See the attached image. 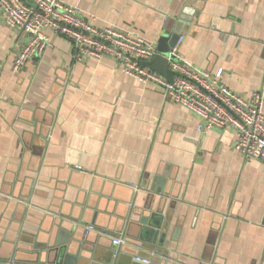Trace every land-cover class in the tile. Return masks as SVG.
<instances>
[{
  "label": "crops",
  "instance_id": "obj_1",
  "mask_svg": "<svg viewBox=\"0 0 264 264\" xmlns=\"http://www.w3.org/2000/svg\"><path fill=\"white\" fill-rule=\"evenodd\" d=\"M63 1L98 27L157 44L178 20L179 0ZM186 1L178 58L221 69L233 90L264 99V0ZM46 32L45 52L14 72L26 34L0 11V264L11 262L20 236L42 246L60 228L73 231L74 251L81 239L88 255L95 244V264L105 256L134 264L129 252L114 256L111 241L124 236L131 187L140 213L149 202L168 216L167 244L149 245L150 264H264V162L234 147V128L199 130L198 116L158 84L123 73L110 57L75 60L67 37Z\"/></svg>",
  "mask_w": 264,
  "mask_h": 264
},
{
  "label": "built area",
  "instance_id": "obj_2",
  "mask_svg": "<svg viewBox=\"0 0 264 264\" xmlns=\"http://www.w3.org/2000/svg\"><path fill=\"white\" fill-rule=\"evenodd\" d=\"M0 11L6 24L26 34L12 64L14 72L45 52L51 42L46 32L50 29L72 42L75 60L110 57L123 73L143 83L158 84L164 98L198 116L199 130L230 125L235 130L234 147L244 156L264 162L263 95L255 91L250 98L242 96L223 81L221 69L212 73L191 65L178 58L175 45L169 57L170 67L175 71L171 82L142 64L158 53L154 40L115 26L98 27L82 14L79 6L63 0H0ZM113 240L120 244L125 237Z\"/></svg>",
  "mask_w": 264,
  "mask_h": 264
},
{
  "label": "water",
  "instance_id": "obj_3",
  "mask_svg": "<svg viewBox=\"0 0 264 264\" xmlns=\"http://www.w3.org/2000/svg\"><path fill=\"white\" fill-rule=\"evenodd\" d=\"M189 5L190 4H188L186 0H179L177 2L174 11L171 14V19L178 18L174 32L170 35L169 32H164L158 40V53L151 60H144L142 62L143 65L148 66L162 74L171 82L174 80L175 71L170 67V56L168 53L176 45L179 39V33H181V31L178 29L179 25L182 23V21L189 20V16H186L189 11L191 12L192 7ZM131 188L133 189L132 198L127 202V205L130 209H128V215L125 217L123 226L125 229L123 230L125 242L117 244L114 242V238L111 239L113 247L116 246L115 249H118L114 253V256L117 257L121 252H129L134 264H150L152 257L155 255L154 250L156 248H150L149 245L163 247L162 245L167 244L166 231L169 223L168 216L163 214L162 208L157 210L150 209L151 203L149 202L147 203L146 208L140 213V210L135 208L133 199L134 195L137 193V190L134 187ZM151 189L153 191L157 189L155 183L151 185ZM150 193L152 194V192ZM136 214L138 215L137 217H135ZM73 223L79 224L78 222ZM90 227L92 226L89 225L87 226L88 229H84V233L87 236L90 234ZM134 228L137 229L136 234L131 233ZM215 228L217 233L218 227ZM72 233L73 231L65 232L63 228H60L59 235L46 241V243H44L42 246L36 243L25 245L23 242H20V236V239H17L16 245L14 247V254L8 257V259L11 261L8 264H14L13 261L15 260L27 261L29 264H95V256L91 255V253L94 251L95 244H93V248H90L89 251L91 253L88 255L85 252V248L82 247H86V241L81 239L78 249L74 251L70 246H68L69 242L71 241L70 238ZM63 234H65V236H63ZM52 236L53 235H51V237ZM144 245H146V247ZM215 247L216 239L213 241V251L215 250ZM137 256L149 259L150 262L146 263L143 260H137L135 258ZM104 258V264H109V262H111V258H107V256Z\"/></svg>",
  "mask_w": 264,
  "mask_h": 264
}]
</instances>
